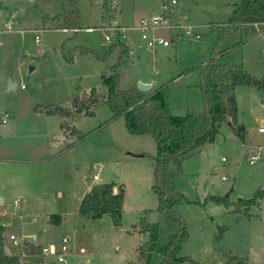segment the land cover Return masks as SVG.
<instances>
[{"label":"rangeland","instance_id":"1","mask_svg":"<svg viewBox=\"0 0 264 264\" xmlns=\"http://www.w3.org/2000/svg\"><path fill=\"white\" fill-rule=\"evenodd\" d=\"M166 1L0 0V119L7 114L6 123H0V236L5 245L10 246L6 235L16 231L20 214L23 221L37 217L39 225L50 219L42 240L55 249L60 237L68 236L71 256L66 264L131 261L136 236L124 231L125 218L121 216L115 227L107 214L95 219L80 215L78 204L97 172L96 184H123L129 214L155 209L150 189L152 136L149 131L130 134L122 117L111 119L104 102L90 108L93 114L73 111L68 104L81 91L103 85L102 77L116 62L118 49L108 48L112 44L104 40L106 31L100 26L117 18L123 26H134ZM238 3L176 0L169 8L171 16L191 26L199 38L184 37L151 52L137 48V30L128 29L126 42L135 62H124L119 69V87L141 81L161 86L168 112L179 116L202 110L199 67L211 57L241 64L249 75L264 80V24H241L225 32ZM73 8L78 31L54 28L55 18ZM86 27L92 30H83ZM104 87L96 90L98 95L105 93ZM234 99L235 123L243 129V140L221 124L210 143L184 157L181 175L173 180L184 199L178 211L186 238L178 255L192 259V264H228L230 257L236 258L231 264H264V193L258 207L241 203L242 211L233 210L236 202L264 189V133L257 131L264 126V102L249 85L235 86ZM52 107L71 111L64 117L78 132L59 139L62 116L48 113ZM48 134L57 136L54 146ZM250 154L258 156L252 164L247 161ZM210 197L228 204H216ZM11 250L23 260L21 248ZM142 263L156 264L144 259Z\"/></svg>","mask_w":264,"mask_h":264},{"label":"trees","instance_id":"2","mask_svg":"<svg viewBox=\"0 0 264 264\" xmlns=\"http://www.w3.org/2000/svg\"><path fill=\"white\" fill-rule=\"evenodd\" d=\"M55 19L54 28L71 29L77 27L78 13L76 8L68 14H61ZM264 22V0H239V3L228 16L227 30H233L241 24ZM118 49L116 62L110 66V74L102 77L105 93L98 95L95 88L87 94L74 95L69 100L73 111H83L99 102L107 104L112 112L111 119L122 117L125 128L130 134L149 131L154 145L155 154L152 159V184L150 189L156 196V220L149 222L141 217L138 221V232L146 234V240L137 247L138 255L145 263L182 264L195 263L186 256H179L180 244L186 238L185 224L178 207L183 202L182 195L175 190L173 180L181 175V161L195 149L210 143L221 123L229 122L232 133L243 140L242 127L235 123L234 88L237 85H249L255 89L264 102V80L249 75L242 65L219 62L210 58L199 67L198 88L201 94L202 110L187 112L181 116L171 115L164 103V91L160 87L151 94L136 86L121 89L118 84L119 69L124 63L127 49L122 43L112 44L110 48ZM48 113H56L62 117L71 111L60 107H52ZM110 119V120H111ZM64 123H61L63 126ZM71 129V133H75ZM83 136L81 135L80 138ZM70 146V145H69ZM67 146L66 148H68ZM65 148V147H64ZM114 183H99L90 187L79 201L78 213L85 217L99 218L107 214L115 227L120 226L123 187ZM264 189L254 192L249 198L240 200L234 205V211H242L240 204L258 205ZM216 204L227 205L226 199L210 197ZM50 220V219H49ZM49 220L47 222L49 223ZM0 225V231H1ZM5 244L0 236V264L21 263L19 255L12 250L6 254ZM21 253L37 255L40 246L24 242ZM236 261L230 257L226 263ZM243 261H240L242 263Z\"/></svg>","mask_w":264,"mask_h":264},{"label":"built area","instance_id":"3","mask_svg":"<svg viewBox=\"0 0 264 264\" xmlns=\"http://www.w3.org/2000/svg\"><path fill=\"white\" fill-rule=\"evenodd\" d=\"M174 4H176V0H167L166 2H162L158 6V8L149 16L140 18L135 27L118 25L115 22L103 24L100 26L102 30L106 31V33H104L103 35V38L107 43H122L125 45L127 39V30L132 28L135 31L137 30V45L144 49L164 48L169 46L171 44V41L176 42L178 40L183 39L184 37H189L190 39H198L199 35L197 33H194L189 26L181 25L176 18H173L171 16L169 8ZM6 28H9V24H6ZM62 30L73 33L78 31L77 28ZM83 30L91 31L92 28L86 27ZM37 40L38 37L35 35L34 41L37 42ZM1 122H4V119H1ZM257 131L264 133V126L258 127ZM257 159V154H250L248 156L247 161L249 164H252ZM223 160L224 159L221 158V161ZM221 179L223 180L224 177H221ZM91 181L95 183L98 181L97 174H92ZM13 204L17 205L18 200H13ZM2 214L0 212V215ZM6 238L7 241L10 243V246L8 247L11 249H22V244L24 242L39 245V254L31 255L37 257L36 264H50L51 262L57 264H64L66 263V257L70 254V248L68 246L69 238L66 235L60 237L57 249H54L52 246H41L39 243L36 242L35 237L33 235L26 236L23 234L9 232V234L6 235ZM20 255L25 254L20 252Z\"/></svg>","mask_w":264,"mask_h":264},{"label":"crops","instance_id":"4","mask_svg":"<svg viewBox=\"0 0 264 264\" xmlns=\"http://www.w3.org/2000/svg\"><path fill=\"white\" fill-rule=\"evenodd\" d=\"M116 10V9H115ZM113 20V19H112ZM118 18L115 20H113L112 22H115L116 24H118V25H121V24H119L118 23ZM138 22V21H137ZM10 25H11V22L9 23ZM137 24V23H136ZM136 24H134V26L132 25V26H130V27H135L136 26ZM247 24H251V25H253V26H257V25H259V24H264V22H262V23H247ZM192 30H193V28L191 27V26H189ZM61 31L62 32H68V31H64V30H62L61 29ZM15 32H16V30H15ZM193 32H194V30H193ZM195 33V32H194ZM184 39V38H183ZM183 39H181V40H183ZM180 40V41H181ZM191 40H194V39H191ZM171 44H176L174 41H171ZM125 46H126V49H127V57L125 58V60H124V62L125 63H127L128 61L130 62V64H134V62H135V60L131 57L132 56V54H133V49H132V47H130L129 45H128V43L126 42L125 43ZM136 46H137V48H142V47H139L137 44H136ZM110 47V46H109ZM108 47V48H109ZM168 47V46H167ZM165 48V47H164ZM145 50H149V52H151L150 50H152V49H145ZM124 63V64H125ZM154 73H156V72H154ZM172 78V80H173V77H171ZM142 83H146V84H149L150 85V87L147 89V90H145L148 94H151V93H153L154 91H156L158 88H160V87H152V85H151V82L150 81H141ZM92 88H95L96 90H98V88L100 89V90H102L101 88H103V85H99L98 87H92ZM105 88V87H104ZM90 89V88H89ZM89 89H86V90H84V91H81V93H84V94H87V92L89 91ZM121 89H123V88H121ZM124 89H125V87H124ZM98 92V91H97ZM102 102V101H101ZM235 106H236V103H235ZM92 107H94V105H92V106H90L89 108H88V112L90 113V114H93V111L90 109V108H92ZM68 108H69V104H68ZM200 112V111H199ZM84 113V112H83ZM187 113V112H186ZM6 113H4L3 115H2V117H1V119H4V122H1V119H0V123L1 124H4V123H6ZM175 116H177V115H175ZM179 116H181V115H179ZM61 123H64L63 124V126H61ZM221 124H226L227 125V123L225 122V123H221ZM220 124V125H221ZM59 128H60V138L59 139H61L62 137L61 136H63L64 137V139L65 138H67V137H69V136H72V135H74V133H71V129H74L76 132H78L75 128H74V125L69 121L68 122V120H67V117H61V120H60V122H59ZM228 127H229V125H227ZM64 127V128H63ZM259 133H261V132H259ZM43 135H47L46 134V132L43 134ZM49 135V138H50V144L49 145H51V146H54L55 144L54 143H56L55 141H58L57 139V136L55 137L53 134H48ZM206 145V144H205ZM64 148V147H63ZM202 147H199V148H197V149H195L194 151H193V153L194 152H197V151H200V149H201ZM247 150H250V149H252V148H246ZM258 149H259V147H258ZM192 153V152H191ZM190 153V154H191ZM222 158V157H221ZM93 174H97V172H95V173H93ZM92 176V175H91ZM97 177H98V180H99V176H98V174H97ZM90 181H91V179H90ZM104 183H114L115 184V187L117 186V185H121L122 187H123V201H122V208H121V216L123 217V220H124V218H125V221H126V223H124V224H122V226H123V229H124V231L126 232V233H129V234H133L134 236H136V242L133 244V248H131V252H129V256H130V259H131V261L130 262H128V261H126V259L124 260V261H119L118 262V264H129V263H131V264H140V263H142L143 262V260H142V258L138 255V253H137V247L139 246V245H142L144 242H145V240H146V234L145 233H139L138 232V221H139V219L141 218V217H144V218H146L149 222H154L156 219L155 218H157L156 216V213L155 212H152L154 209H152V210H147V211H143L142 213H139V215L137 216L136 214H135V212H133V213H131V214H129V207L126 205V197H125V193H124V186H123V184L122 183H118V182H104ZM94 184H96L95 182H92L91 181V183H90V186H88L87 188H86V191L84 192V194L86 193V192H88L89 191V189H90V187L92 186V185H94ZM83 194V195H84ZM82 195V196H83ZM82 198V197H81ZM217 198V197H216ZM257 203L259 204V201L257 200ZM18 204H19V200H18ZM17 204V205H18ZM257 207H258V205H257ZM17 218H18V220H19V224L16 226V231H13L14 233H17V234H23V235H26V236H28V235H33L34 237H35V240H36V242L37 243H39L41 246H52L54 249H55V247L53 246V245H49V244H47V243H43V240H42V235H43V231H44V229L47 227V225H48V222H47V220L48 219H44V221H42L41 222V224L39 225L38 224V219H37V217H35V216H32V217H29V220L28 221H23L24 220V217L22 216V215H18L17 216ZM56 218H54V220H55ZM57 221V220H56ZM59 222V221H58ZM0 225H2V222H0ZM49 226V225H48ZM27 231V232H26ZM67 236V235H66ZM8 247V246H7ZM8 250L10 251L11 250V248H9L8 247ZM80 251H83V248L81 247L80 249H79ZM71 255H69V256H67L66 257V262L68 261V257H70ZM34 257V258H33ZM21 259H23V260H21V263H26V264H33V262H34V259H36L37 260V257L36 256H31V255H22V258ZM36 262V261H35ZM50 264H57V263H53V262H51ZM64 264H66V263H64ZM142 264H144V263H142Z\"/></svg>","mask_w":264,"mask_h":264},{"label":"water","instance_id":"5","mask_svg":"<svg viewBox=\"0 0 264 264\" xmlns=\"http://www.w3.org/2000/svg\"><path fill=\"white\" fill-rule=\"evenodd\" d=\"M31 67L29 68V71H31ZM136 87L138 88V89H140V90H143V91H145V90H147L149 87H150V85L149 84H146V83H141V82H138L137 84H136ZM227 123V125H229V122H226ZM115 187H113V191L115 192ZM3 248H4V250H5V252H6V254H9V250H8V247L6 246V245H4L3 246Z\"/></svg>","mask_w":264,"mask_h":264}]
</instances>
